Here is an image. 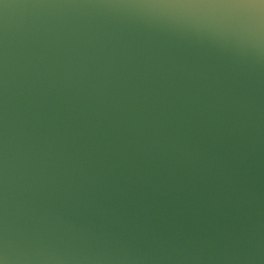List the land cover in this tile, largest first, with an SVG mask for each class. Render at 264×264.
Returning a JSON list of instances; mask_svg holds the SVG:
<instances>
[{
  "label": "water",
  "instance_id": "95a60500",
  "mask_svg": "<svg viewBox=\"0 0 264 264\" xmlns=\"http://www.w3.org/2000/svg\"><path fill=\"white\" fill-rule=\"evenodd\" d=\"M80 72L217 264H264V0H8Z\"/></svg>",
  "mask_w": 264,
  "mask_h": 264
}]
</instances>
